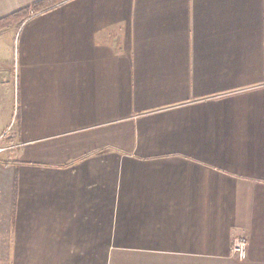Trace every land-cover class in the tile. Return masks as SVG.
I'll use <instances>...</instances> for the list:
<instances>
[{"label":"crops","instance_id":"0c3cea01","mask_svg":"<svg viewBox=\"0 0 264 264\" xmlns=\"http://www.w3.org/2000/svg\"><path fill=\"white\" fill-rule=\"evenodd\" d=\"M13 119L0 264H264V0H65L5 28Z\"/></svg>","mask_w":264,"mask_h":264},{"label":"trees","instance_id":"16d2710c","mask_svg":"<svg viewBox=\"0 0 264 264\" xmlns=\"http://www.w3.org/2000/svg\"><path fill=\"white\" fill-rule=\"evenodd\" d=\"M65 0H40L28 7H24L0 19V30L9 28L12 25L20 24L32 16V13L38 14L45 12Z\"/></svg>","mask_w":264,"mask_h":264},{"label":"built area","instance_id":"2783aa9c","mask_svg":"<svg viewBox=\"0 0 264 264\" xmlns=\"http://www.w3.org/2000/svg\"><path fill=\"white\" fill-rule=\"evenodd\" d=\"M35 13H32L34 16ZM15 126V119L10 123L7 129L0 135V157L11 151L12 149L19 146V144H12L6 141L7 136L12 133ZM247 251V240L245 237H237L234 239L233 244V254L237 255L240 258L246 256Z\"/></svg>","mask_w":264,"mask_h":264},{"label":"rangeland","instance_id":"374dc122","mask_svg":"<svg viewBox=\"0 0 264 264\" xmlns=\"http://www.w3.org/2000/svg\"><path fill=\"white\" fill-rule=\"evenodd\" d=\"M3 30V29H2ZM1 31V30H0ZM14 31V30H13ZM5 32L6 33H9V34H11L12 33V31L10 30V29H7V30H5ZM14 129V128H13ZM8 137V136H7Z\"/></svg>","mask_w":264,"mask_h":264}]
</instances>
